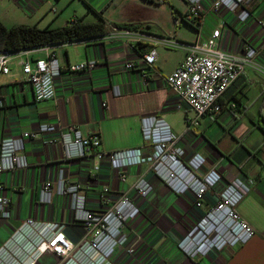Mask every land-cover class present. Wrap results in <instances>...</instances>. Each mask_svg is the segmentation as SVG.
Here are the masks:
<instances>
[{"label":"crops","instance_id":"1","mask_svg":"<svg viewBox=\"0 0 264 264\" xmlns=\"http://www.w3.org/2000/svg\"><path fill=\"white\" fill-rule=\"evenodd\" d=\"M211 1H204L207 11L197 21L190 15L187 0H22L21 3L16 0L29 16L30 24L40 27H59L55 22L63 26L75 18L92 22L101 13L111 25L137 24V29L147 34L169 36L183 43L205 40L215 29H220V47L234 55H240L246 44L255 47L264 44V29L258 23V19H264V0H255L246 22L225 8L210 10ZM52 7L57 8L55 14L49 13ZM148 48L149 45L137 43L113 29L95 39L59 45L54 49L62 67L61 75L55 80L57 96L40 101L25 80L22 62L44 58L46 51L37 48L14 53L9 72L0 73L3 101L0 141L35 130L43 122H59L65 126L77 125L84 136L99 134L102 143L98 149L110 152L143 146L141 119L157 114L181 135L180 144L187 157L198 152L206 158L204 170L215 168L222 173L223 179L208 193L204 206L195 207L192 192H174L147 164L127 168L123 181L107 157L95 159L100 165L96 172L93 161L66 160L61 143L49 141L57 134L49 132L38 139L26 140L28 169L3 174L6 193L11 199V217L0 219V248L17 230L25 229L28 218L38 223L62 224L75 244V251L81 248L85 231L73 219L70 198L54 190L51 203L40 201L44 182L55 181L59 168L63 167L69 180L83 185L90 208L105 207L100 198L104 186L111 190L109 201L126 192L141 208V214L128 227L136 245V256L129 258L119 253L115 264H264V51L227 88L219 113L197 116L188 107H176V94L164 81V76L184 59V49L159 45L157 61L145 76L141 68H125L127 61L138 62ZM90 59L98 62L93 71L66 70L70 64ZM115 85L120 87L121 95L114 94ZM193 119H197V124ZM235 178L254 181L238 210L255 228V235L243 245L189 257L178 242L197 217L216 202L217 192ZM138 181L152 186L146 197L135 190ZM19 240L20 244L22 239ZM37 264L63 263L45 249Z\"/></svg>","mask_w":264,"mask_h":264},{"label":"built area","instance_id":"2","mask_svg":"<svg viewBox=\"0 0 264 264\" xmlns=\"http://www.w3.org/2000/svg\"><path fill=\"white\" fill-rule=\"evenodd\" d=\"M16 1V0H15ZM20 3L22 0H17ZM190 15L195 20L203 18L207 11L205 0H187ZM255 0H213L209 9L218 11L225 8L236 13L241 22L251 16ZM57 12L56 7H52ZM264 29V19H258ZM131 37L137 43L149 45L139 61H127L125 68H141L147 75L158 58V46L180 47L186 51L180 65L164 76L165 83L173 89L177 97L178 109L188 107L197 116L207 113L217 114L222 108V97L227 88L245 71L253 66L257 56L264 51V44L255 47L246 44L240 55L231 54L219 45L221 31L215 29L211 37L183 43L169 36L156 37L135 28L114 27ZM57 46L40 47L46 57L22 62V71L34 91L37 100H50L57 96L55 80L61 75L62 67L54 50ZM21 52V51H20ZM0 51V73H8L9 63L14 53ZM97 60L90 59L70 64L66 70L71 73L93 71ZM115 95H121L119 86L113 87ZM3 101L0 100V107ZM188 121V120H187ZM197 124V119L191 120ZM144 144L139 147L100 151L102 140L99 134L84 136L77 125H62L43 122L35 130L24 131L20 135L4 137L0 141V219L11 217V199L6 193L4 173L15 172L30 167L25 153L27 139H38L45 133H56L50 143L60 142L66 160L88 159L92 168L99 170V163L107 157L114 170L119 171L121 180H126L125 170L133 166L149 165L155 173L177 194L192 192L195 207L202 208L210 191L215 190L223 179L218 169L204 170L206 158L196 152L187 157L177 134L163 118L157 114L145 115L141 119ZM55 183V188H54ZM252 179L235 178L217 192V200L197 217L194 225L178 242L179 248L189 257L204 256L212 251H222L226 247H236L247 243L255 235V228L238 210L240 202L252 190ZM54 188V189H53ZM135 190L146 197L152 186L138 181ZM70 198L73 219L84 227L81 248L75 251L74 242L58 223H38L33 218L26 219L25 229H19L0 248V264H37L45 249L54 253L63 264H115L117 254L124 257L136 256V245L132 241L129 225L141 214L139 205L126 192L109 201L108 186L100 190V198L105 207L94 210L87 205V194L83 185L68 179L67 170L60 167L55 181L47 180L41 189L40 201L52 202L53 191ZM22 242L19 244V239ZM14 241H18L16 244ZM25 241V242H24Z\"/></svg>","mask_w":264,"mask_h":264},{"label":"trees","instance_id":"3","mask_svg":"<svg viewBox=\"0 0 264 264\" xmlns=\"http://www.w3.org/2000/svg\"><path fill=\"white\" fill-rule=\"evenodd\" d=\"M113 26L138 28L137 24L111 25L101 13L97 14L95 21L86 22L75 18L59 27L50 25L40 27L38 24L26 23L7 26L0 20V51L20 52L44 46H59L66 43L88 41L109 33Z\"/></svg>","mask_w":264,"mask_h":264},{"label":"rangeland","instance_id":"4","mask_svg":"<svg viewBox=\"0 0 264 264\" xmlns=\"http://www.w3.org/2000/svg\"><path fill=\"white\" fill-rule=\"evenodd\" d=\"M49 13L55 14L50 10ZM0 20L7 26L18 23L30 24L29 16L14 0H0ZM60 24L59 22H55V26H61Z\"/></svg>","mask_w":264,"mask_h":264}]
</instances>
